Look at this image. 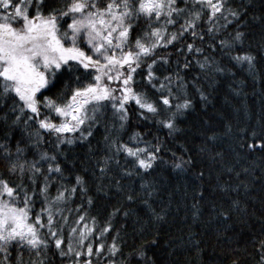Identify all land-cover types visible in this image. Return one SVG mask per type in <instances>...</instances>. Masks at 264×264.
I'll return each mask as SVG.
<instances>
[{
  "label": "snow or ice",
  "instance_id": "obj_1",
  "mask_svg": "<svg viewBox=\"0 0 264 264\" xmlns=\"http://www.w3.org/2000/svg\"><path fill=\"white\" fill-rule=\"evenodd\" d=\"M254 25L260 38L245 46ZM238 71L254 83L264 79V0H0V164L15 177L0 174V264H178L175 254L185 244L198 264H264V228L252 237L253 250L245 249L247 261L230 247L231 237L218 258L203 260L192 226L206 204L210 218H228L230 211L217 212L205 195L206 172L203 165L195 171L190 149L177 155L149 130L140 131L142 123H132L134 117L172 137L197 103H211L221 79L230 78L229 90L240 96ZM234 111L247 116L249 106L240 101ZM204 124L198 152L212 162L220 158L224 168L209 187L239 209L241 201L230 194L241 188L248 194L250 187L241 171L260 179L264 221V175L256 177L255 167L235 171L218 148L229 136L236 156V148L264 153V104L256 122L235 133L230 119L223 131ZM85 146L77 160L74 149ZM169 169L192 170L198 181L192 203L187 182L181 201V220L190 215L192 221L187 241L164 233L161 242L162 222L181 211V203L173 209L179 185L162 180ZM233 172L239 182L223 179ZM101 193L117 202L93 215ZM123 201L138 202L139 211ZM131 215L139 242L129 245L126 225L115 219Z\"/></svg>",
  "mask_w": 264,
  "mask_h": 264
},
{
  "label": "trees",
  "instance_id": "obj_2",
  "mask_svg": "<svg viewBox=\"0 0 264 264\" xmlns=\"http://www.w3.org/2000/svg\"><path fill=\"white\" fill-rule=\"evenodd\" d=\"M258 3V0H256ZM251 40H246L245 46L249 42H254L260 38V26L254 25L253 31L250 33ZM237 78L243 80L244 83L240 85L242 93L240 96H233L228 88L230 78L221 79L219 85L216 88L214 94L210 97L211 103L206 108H201L197 103L195 111H189L185 117L181 118L179 127L181 131L174 134V136H167V130L157 131L156 126L147 122H138L133 117L132 123H142L140 131L149 130L152 135L158 136L171 151H175L177 155L181 154L183 148L190 149V154L194 156L197 163L195 165V171H200V166L203 165L206 175L204 179V192L210 199H214L217 204V212L222 207L224 210L230 211L228 218L216 215L214 218H210V207L206 204L204 207V215L201 220L192 226V231L195 233V238L201 241L200 247L204 249L202 253L203 260L208 261L210 259L218 258L224 251H226L228 245V238H232L230 247L239 248V255L242 260L247 261V252L253 250L252 237L259 238L261 229L264 228V221H261L259 217L262 215L260 196L262 193V182L260 179L253 180L251 174H245L241 170L243 168H249V172H252L255 167L254 175L260 177L264 174L261 173V167H264V153L256 151L249 153L246 149L236 148L240 152V156H236L232 151L233 147H236V141L234 137L225 136L218 142V148H222L225 153V160L228 164L232 165L235 171H241V177L239 179L245 180L249 183V193L245 194L243 188L238 193H231V198L239 199L241 201V207L239 209H230L229 196L224 195L219 189L212 191L209 185H215V176L217 171L224 172L223 165L220 163V158H217L216 162H212L208 158V154H200L198 152V146L204 140V137L200 135V132L207 129L208 125L204 124L205 120L211 122V126L215 129L223 131L225 119H230L233 123V131L235 133L236 127L244 126L246 123L251 125L256 122V118L261 114L262 104H264V79L254 83L250 77L244 72L238 71ZM247 94L246 98L244 94ZM227 97V99H226ZM245 101L249 106V112L246 116L243 111L237 113L234 111L235 107ZM239 121V123H237ZM19 133L17 132V137ZM151 139V137H148ZM14 143V141H13ZM85 148L77 147L73 151V155L77 160H80L84 156ZM166 157L171 156V152L164 153ZM123 162V161H122ZM211 172V176L208 172ZM0 174L5 178L14 180L15 177H8L3 164H0ZM228 176L232 179L230 183H237L239 180L235 176V172L226 173L223 179L227 180ZM162 180L164 184L169 188H175L179 185V190L175 192V199L173 201V209H175L176 203H181L183 200V191L185 189V183L187 182V191L189 197L187 203L191 204L192 189L196 187L198 181L193 176L192 170L186 173L178 174L172 172L170 169L162 174ZM91 183V180H90ZM139 180L134 181L133 192H138ZM114 191V190H113ZM111 195V194H110ZM254 196L256 199H252ZM167 198V197H165ZM122 199V198H121ZM79 202V201H77ZM117 202L116 197L106 199L101 193L96 196V205L92 210V214L96 212L106 213L111 211V206ZM124 207L139 211L140 205L138 202L132 203L123 201ZM246 205V207H245ZM39 207V205H37ZM74 207V205H73ZM142 215V213H140ZM184 204L181 203V211L178 213L173 210L168 222H162L161 224V242L166 238L164 233H168L172 236H180L183 234L185 241L189 238L187 232L189 225L192 223L191 216L189 215L186 220H181L184 217ZM136 216L131 215L127 220L120 216H117L115 223L117 226L125 224V232L128 234V244L131 245L134 242L138 243L139 238L133 237L134 230L139 228V225L135 222ZM169 224L171 227H169ZM182 229V231H178ZM218 233L221 235L218 236ZM127 250V249H126ZM178 264H198V258L194 249H189L188 245L175 254ZM59 264V261L56 262Z\"/></svg>",
  "mask_w": 264,
  "mask_h": 264
}]
</instances>
